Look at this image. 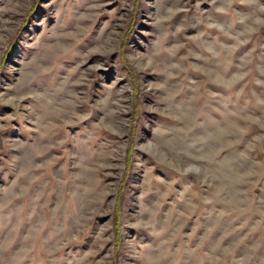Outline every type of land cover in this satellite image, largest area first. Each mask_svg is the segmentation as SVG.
Listing matches in <instances>:
<instances>
[{"label": "rangeland", "instance_id": "rangeland-1", "mask_svg": "<svg viewBox=\"0 0 264 264\" xmlns=\"http://www.w3.org/2000/svg\"><path fill=\"white\" fill-rule=\"evenodd\" d=\"M0 264H264V0H0Z\"/></svg>", "mask_w": 264, "mask_h": 264}, {"label": "trees", "instance_id": "trees-1", "mask_svg": "<svg viewBox=\"0 0 264 264\" xmlns=\"http://www.w3.org/2000/svg\"><path fill=\"white\" fill-rule=\"evenodd\" d=\"M119 192H121L120 189H119ZM116 205H117V204H114L115 208H116Z\"/></svg>", "mask_w": 264, "mask_h": 264}]
</instances>
